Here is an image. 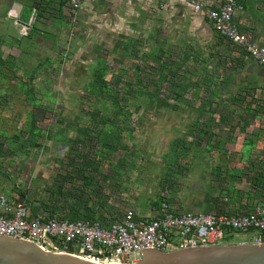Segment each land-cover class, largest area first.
Here are the masks:
<instances>
[{"label":"rangeland","instance_id":"374dc122","mask_svg":"<svg viewBox=\"0 0 264 264\" xmlns=\"http://www.w3.org/2000/svg\"><path fill=\"white\" fill-rule=\"evenodd\" d=\"M227 43L190 0H0V192L51 202L61 187L94 203L122 190L151 216L161 200L216 212L220 183L237 176L255 188L247 171L264 161L262 73L251 61L237 69L241 52ZM202 109L215 116L195 131ZM91 203L78 214L97 215Z\"/></svg>","mask_w":264,"mask_h":264},{"label":"built area","instance_id":"2783aa9c","mask_svg":"<svg viewBox=\"0 0 264 264\" xmlns=\"http://www.w3.org/2000/svg\"><path fill=\"white\" fill-rule=\"evenodd\" d=\"M190 9L207 19L219 38L242 49L264 68V48L249 41L241 22L234 20L243 10L239 0H216L213 4L190 0ZM64 192L75 194L72 189ZM39 197L31 189L17 195L0 192V237L27 241L45 252L74 255L98 264H133L148 250L171 252L228 244V239L237 234L247 239L242 243L264 244V190L251 188L250 205L248 198L239 197L236 202L223 193L222 210L210 213H179L175 206L161 200L151 216L138 214L127 203L126 195L116 191L95 217L76 219L51 212L49 199L47 202ZM114 200L119 204L111 203Z\"/></svg>","mask_w":264,"mask_h":264},{"label":"water","instance_id":"95a60500","mask_svg":"<svg viewBox=\"0 0 264 264\" xmlns=\"http://www.w3.org/2000/svg\"><path fill=\"white\" fill-rule=\"evenodd\" d=\"M0 264H98L41 250L27 241L0 237ZM133 264H264V244H223L171 252L148 250Z\"/></svg>","mask_w":264,"mask_h":264},{"label":"crops","instance_id":"0c3cea01","mask_svg":"<svg viewBox=\"0 0 264 264\" xmlns=\"http://www.w3.org/2000/svg\"><path fill=\"white\" fill-rule=\"evenodd\" d=\"M206 4H213L216 2V0H203ZM247 2H249L250 6L255 7L254 10L251 9L250 7H247ZM239 4L243 7V10L238 11L235 16H234V20L237 22H241V30L247 34L249 41L254 42L255 44H257L260 47L264 48V0H239ZM192 12V11H191ZM196 16H201L202 15H196ZM204 18V17H203ZM207 20V19H206ZM208 21V20H207ZM221 39V38H220ZM224 41V40H223ZM224 43L226 44L227 42L224 41ZM228 45H230L229 43H227ZM231 47H233L232 45H230ZM236 51H240L241 54L238 55V57H236V59H233V62H236L234 64V66L238 69L240 67V65H238L237 63L242 65L246 64L247 61H251L246 54L244 53V51L240 48L237 47H233ZM254 65H256V67L259 70V73H262L261 76H258L257 80L260 83V85L262 86V93L264 94V68L260 67L259 65H257L255 62H253ZM241 65V68H244V66ZM255 69V68H254ZM248 92H250L249 90H247ZM247 92V93H248ZM249 94V93H248ZM195 119L193 120V125L195 128V131H201L202 132V128L208 126L210 124V122L212 123V117L211 116H215L214 112H211L209 110H194L193 111ZM178 115L175 111H172V113H163L162 111V115ZM188 119H187V125L191 128L192 130V109L187 110V114ZM174 122H180L179 120H175ZM169 123H173V120H170ZM197 141H194L195 144ZM187 143H190V145L192 144V140H188ZM201 145V143H200ZM208 146V145H207ZM203 148V147H201ZM240 149L238 150V153L232 158V161H235V163L238 165L239 164V159L244 160L245 159V152L242 150L241 153ZM263 158H258V157H254L252 162V171H247L248 176H253V177H249L247 176V179L249 180V182H255V184H253V186L255 188L253 189H259V190H264V161L262 160ZM231 170V168L228 169V171ZM249 170V169H248ZM175 171H178V168H176ZM229 173V175H232L231 172H227ZM241 173H238V175ZM226 178H228L226 176ZM229 179V178H228ZM236 182L232 181V182H227L225 183H220V191L221 193H227L229 194V196L233 199L234 195L236 196V198L238 199L239 197L242 198H248V205H250V201H249V197L250 194L246 193L249 192V190H251L250 185H245V184H240L238 181L240 179H242L240 176H237L236 178ZM243 181H245V179H242V183ZM240 190V191H239ZM120 192L124 193V191L120 190ZM221 194V195H222ZM125 195V193H124ZM235 201V200H234ZM218 205H216L217 207V211L222 210L223 205L220 202V199L218 197L217 199ZM156 206V205H155ZM154 206V207H155ZM136 209V208H135ZM137 211V210H136ZM195 213V212H192ZM196 213H202V212H196Z\"/></svg>","mask_w":264,"mask_h":264},{"label":"trees","instance_id":"16d2710c","mask_svg":"<svg viewBox=\"0 0 264 264\" xmlns=\"http://www.w3.org/2000/svg\"><path fill=\"white\" fill-rule=\"evenodd\" d=\"M220 40H222V39H220ZM35 127H36V125H35ZM86 136H85V138H86ZM82 169H86V167L85 168L83 167ZM60 189H61V187H58L57 188V191L55 190L56 192L54 191L52 194H49V196H48L52 200L51 201V206H50L51 212L58 213L60 215V217H62V218H69V219L87 218V217H95L96 216V215H94V216H87L88 213L86 215H84V216L78 214L79 211H81L80 210V207H81L82 204L87 203V202H90L91 203V199L92 198L89 197V196H87L86 193H84L83 191H81V193H80V191L78 190L79 193H77V195H75V194L73 195V194H69V192H64V189H61V190ZM81 190H85V189H81ZM22 192L23 191H21L19 193H22ZM94 195H95L96 199L99 202L91 203V204H95V207L94 208L96 209V211H93V213L99 211L100 208H103L105 206V203H106V198H105L104 195H103L102 198L101 197L98 198L97 197L98 195H96V194H94ZM77 199L81 200V204L79 205V207L78 206H72ZM69 200H74V203L73 202L72 203H69V205H70V207L68 209L69 211L66 214H64L63 212H64L65 208H68V205L67 206L66 205L64 206L63 203L66 202V201H69ZM55 202H56L57 205L54 206V203ZM59 203H61L62 205H60ZM42 204L45 205L44 203H42ZM58 205H59V207H58ZM60 206H62V207H60ZM71 207H74L75 209H72ZM94 208H91V209H94ZM230 239H232V237H230L228 239V241H230Z\"/></svg>","mask_w":264,"mask_h":264}]
</instances>
